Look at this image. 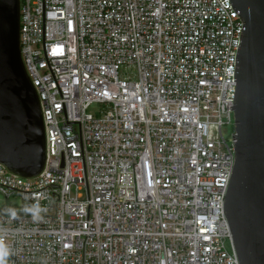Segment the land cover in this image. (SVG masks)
Here are the masks:
<instances>
[{
    "label": "built area",
    "instance_id": "1",
    "mask_svg": "<svg viewBox=\"0 0 264 264\" xmlns=\"http://www.w3.org/2000/svg\"><path fill=\"white\" fill-rule=\"evenodd\" d=\"M229 0H20L45 165H0V264H239ZM98 106L96 115L88 113Z\"/></svg>",
    "mask_w": 264,
    "mask_h": 264
},
{
    "label": "water",
    "instance_id": "2",
    "mask_svg": "<svg viewBox=\"0 0 264 264\" xmlns=\"http://www.w3.org/2000/svg\"><path fill=\"white\" fill-rule=\"evenodd\" d=\"M243 26L235 56V163L223 204L239 264H264V0H229ZM20 0H0V165L32 179L45 165L39 98L21 58Z\"/></svg>",
    "mask_w": 264,
    "mask_h": 264
},
{
    "label": "rangeland",
    "instance_id": "3",
    "mask_svg": "<svg viewBox=\"0 0 264 264\" xmlns=\"http://www.w3.org/2000/svg\"><path fill=\"white\" fill-rule=\"evenodd\" d=\"M98 106H91L88 113L96 115ZM232 132H234V126L224 127L222 129V134L225 139L230 138ZM0 213L18 215L23 213V203L19 198L4 199L0 196Z\"/></svg>",
    "mask_w": 264,
    "mask_h": 264
}]
</instances>
